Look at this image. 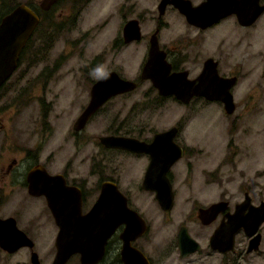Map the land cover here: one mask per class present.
Listing matches in <instances>:
<instances>
[{
  "label": "flooded vegetation",
  "instance_id": "flooded-vegetation-1",
  "mask_svg": "<svg viewBox=\"0 0 264 264\" xmlns=\"http://www.w3.org/2000/svg\"><path fill=\"white\" fill-rule=\"evenodd\" d=\"M187 1H189L190 6L188 3L186 6L189 9V13L191 12L190 14L193 15L194 9L197 6H201L206 0ZM92 2V0H56L47 9H44L41 5V0L16 1L15 5L11 8V4L5 8V3L8 2L0 0V7H2L0 10V21L2 16L12 11L18 4H27L40 17L35 26L36 28L28 37L19 54L17 66L0 85V128L5 126L1 119L8 112H11V110L6 108V104H3L4 99L7 97L15 99L13 93L17 91L15 86H18L21 91L22 88L17 82H23L25 79L24 76H19L18 80L14 84H11L13 75L22 64L25 65L24 56L28 52L34 53L33 51H35L38 53V49L41 48L40 41L46 38L36 36V32L41 28V23L50 24L53 20V18L51 19V15L54 16L56 14L58 21L51 23V25L60 34L62 31L71 28L67 24L68 20H78L85 7L91 5ZM263 3L264 0H260V4ZM169 7L175 10L185 23L183 32L177 34L174 39L176 44L172 47H165L159 43V46L166 52V58L171 62V69L177 71L187 69L188 77L194 79L203 70L205 60L212 58L211 62L216 63L215 67L221 76L235 78V82L230 87L235 103V108L231 113L226 111L224 103L221 100L205 98L202 95L192 96L188 102L183 101L184 103H189L198 100L200 106L206 105L207 102L220 104L222 107L220 113H218V107H213L210 116L213 117L211 119L215 122L222 120L223 116L226 117V120H230V123L224 126L225 134L222 133L219 136L216 133L214 134L223 138L221 140L209 139V137L213 138V132H218L223 128L220 124L208 123L207 125H201L204 133L209 132V136H203L205 139L201 141L191 140L187 136V133L183 132L184 126L176 124L178 130L174 136V140L179 143L182 156L171 164V167L166 170L165 175L152 177L151 187L149 188L144 183L152 155L145 151L136 152L126 148L108 147L99 140L101 134L98 137V143L103 145L105 152H116L124 155L123 161L120 163L125 164V167H129L131 172L135 170L139 175V179L136 177L135 172L133 178L136 179H126L125 177L127 176L123 170H118L119 163L109 167V161L106 157L100 160L99 163L95 160L94 164L87 168L89 176L79 177V174L77 177L75 169L71 167L69 161L55 170L50 168L55 161L54 152H50L43 157L44 145L53 136L55 130L53 127L54 125L56 126V122L52 121L53 123H51L48 119L51 108H49V111L47 104L51 105V102L47 103L40 97L38 99H41V102L44 104L40 115L36 111L32 112L29 108H17L16 111L18 110L21 114L18 117L15 115L16 119H11V122L16 120V124H21L23 136H19L22 139H19L20 137H17L13 133L14 130L10 134L5 132L8 142L0 146V151L10 148L12 154H8L4 162H0V206L8 202L6 197H8L10 192H14V190L22 191L21 193L27 195L28 199L33 197L40 199V201L44 200L45 205L48 206L45 194H31L29 192V187L33 183L35 170H38V175H42L37 178L39 185L46 184L44 181L45 170L50 175H61L66 185L79 188L82 193L81 205L83 212L92 206V203L100 194L103 182H109L117 185L119 191L125 195L126 203L133 209V212L128 211L126 215L129 214L131 217L117 222L114 226L115 228L105 239L103 254L91 264H264V217L260 218V215L264 213V157L260 160L261 167L259 169L252 170L247 163L248 160L252 161L256 159L258 152L260 156L261 153H264V142H254V146L250 147V140L245 136H239L241 130L237 128V125L238 121L242 119L243 114L242 112L239 114L235 113L237 109L235 89L238 91L236 87L240 82L241 72L239 66L236 64L233 63L234 67L230 64L229 66L225 64L224 57L227 56L226 49L228 48L227 43H223L221 38V32L224 35H228L230 34V30L237 32V30L252 27L263 15L264 10L249 25L240 23L236 19L235 14L230 13L203 27L193 21H188L186 15L180 9L172 3H167L163 14H160L157 9L158 22L155 27V29L158 28L157 34L162 29L164 23L161 16L166 13ZM196 16L198 19H202L197 13ZM46 29L42 31V35L45 34L44 36L48 35L52 27L48 26ZM180 37L185 38L186 51L182 50L183 46L180 47L178 45ZM121 40L126 44L136 41L126 42L122 32ZM48 51L51 52V50ZM37 60L28 58L24 71L38 67ZM60 60V57H46L44 68L40 72L32 74V77L42 78V81L49 86L53 85L63 75L62 67L65 65V62H61ZM187 60L192 64L188 66L184 65ZM199 61L200 65L198 66ZM194 70L196 71L193 74ZM118 73L120 74V72ZM98 77L93 79L90 84L88 101L90 99L92 84ZM135 80L137 81V79ZM20 91L17 99L21 95ZM116 95H112L100 107ZM159 95L162 97L168 96ZM16 104H10V106H16ZM87 104L88 102L81 108L82 110L76 118ZM100 107L77 130L74 128L75 118L72 128L68 131L70 134L68 138H73L80 142L78 140L79 132L100 110ZM200 110L198 109V111ZM203 111L200 112L199 116H203L201 115ZM204 117L207 118L208 116L204 115ZM199 121L201 123L200 119ZM161 130H155L147 138L142 135H125L149 142ZM106 134L123 135L118 133ZM16 137L17 139H15ZM204 154H206V158H203ZM209 154L213 156L211 159H209ZM246 157L248 158L247 160L245 159ZM127 159L130 161H126ZM180 160L182 161L181 165H177ZM209 160L212 166L206 167L203 163L204 161L209 162ZM97 163L99 165H96ZM139 163L144 164L142 170L138 168ZM92 181L97 186V193L92 194L89 198L86 187ZM129 184H132V189L129 188ZM170 190L172 192V206L163 207L159 199L166 197ZM88 200H90L89 205L85 208ZM20 208L16 212H13V214L3 215L0 207V219H7L9 217L14 219L15 226L25 233L30 243L29 241L22 242L21 245L17 246L15 245V242L18 241L16 235L8 239L2 232L4 237L0 235V264H46L41 254L42 248L49 250L52 242L54 256L51 261L47 262V264H51L56 251L54 241L59 231L55 218H53L50 211L57 230L54 236L52 235L53 238L51 237L52 240L50 242L47 235L41 234L44 232L42 229L44 225H40V230L37 228L41 235L31 234L35 226L28 228L27 226L20 225V221H22L20 211H24L23 207ZM9 225H11V222L7 225L8 228H10ZM9 232L11 234L10 230ZM63 264H81L80 253L75 252L71 254Z\"/></svg>",
  "mask_w": 264,
  "mask_h": 264
},
{
  "label": "rangeland",
  "instance_id": "rangeland-1",
  "mask_svg": "<svg viewBox=\"0 0 264 264\" xmlns=\"http://www.w3.org/2000/svg\"><path fill=\"white\" fill-rule=\"evenodd\" d=\"M6 1L8 3H5V8L10 4L11 8L16 1L23 2L24 0ZM92 1L91 5L85 7L78 20H68L67 24L71 28L62 31L60 34L51 25V23L58 21L56 14L53 16L49 13L51 19L53 18L50 24L41 23V28L36 32V36L46 37L40 41L41 48L38 49V53L35 51H33L34 53L28 52L24 56L25 65L22 64L17 69L11 80V84H14L19 76H24L23 82H17L22 90L20 91V88L15 86L17 88V91L13 92L15 99L9 97L4 99L3 104H6V108L11 112H8L1 119L5 126L0 128V146L8 142L5 132L10 134L14 130L13 133L22 139L19 136H23L21 124H16V120L11 122V119H16L21 114L18 110L16 111L17 108H29L32 112L36 111L40 115L44 106L41 99H38L40 97L47 103L51 102V105L46 103L48 110L51 108L48 119L51 123L56 122V126L53 127V129L55 128L53 136L44 145L43 157L54 152L55 161L50 168L55 170L69 161L71 167L75 169L77 177L79 174V177L87 176L89 172L87 168L94 164L95 160L99 163L105 157L109 161V167L119 163L118 170H123L127 176L126 179H136L133 178L134 172L136 177H139L135 170L131 172L129 167L120 163L123 161L124 155L116 152H105L103 145L98 143V137L104 133L142 135L147 138L155 130L160 131L177 124L184 126L183 132L185 131L191 140L201 141L205 139L203 136H209V132H203L201 125L216 123L223 128L218 132H213V138L209 137V139L221 140L223 137L218 136L222 133L225 134L224 126L230 123V120H226V117L223 116L222 120L215 122L210 116L213 107H218V113H220L222 109L220 104L207 102L206 105L200 106L198 100L182 103L173 95L162 97L157 94L148 79L142 81L139 79L140 69L146 61L148 39L158 22L157 3L159 0ZM1 9L2 7H0ZM132 17L139 19L143 36L140 40L126 44L121 40L122 26L126 19ZM161 19L164 23L158 33L159 43L165 47H172L176 44L174 39L177 34L183 32L185 23L182 17L178 16L177 12L170 7L167 8ZM48 26L52 29L49 30L47 37L44 36L45 34L42 35V31L47 30L46 27ZM229 33L224 35L221 32L223 43H227L228 48L224 62L232 67L236 64L241 72V79L236 87L238 91L235 89V101L237 102L235 113L242 112L243 115L242 119L238 121L237 128L241 130H239V136L247 137L251 142L250 147H253L254 142H264V13L252 27L240 29L237 32L230 30ZM229 39L230 42L228 43ZM179 41L178 45L183 46L182 50L186 51L185 38L180 37ZM37 47L39 46L37 45ZM50 56L60 57V61L65 62L62 67V78L56 80L51 86L43 82L42 78L32 77V74L38 73L44 68L46 57ZM28 58L38 59V67L24 71ZM191 64L187 60L184 65ZM110 68L117 70L126 78L137 79L138 86L131 92L112 97L100 107V110L79 132L78 140L80 142L68 138L70 136L68 131L72 128L74 119L88 102L92 80ZM195 71L192 73L194 74ZM19 91L21 95L18 99L20 101L17 99ZM14 103H17L16 106H10ZM198 109L201 110L198 111ZM202 110H204L201 113L203 116H199ZM204 115L208 117L205 118ZM215 133L218 136H215ZM19 142L23 143L22 141ZM8 154H12L10 148L1 150L0 162H4ZM212 157V154H209V159ZM262 157H264V153H261L260 156L258 152L256 159L247 161L249 167L252 170L259 169ZM203 158H206V154L203 155ZM126 161L129 162L130 160L127 159ZM98 163L96 165H99ZM181 163L180 160L177 165H181ZM209 163L210 160L209 162L204 161L203 164L206 167L212 166V163L208 165ZM138 166L140 170L144 168L143 163H139ZM128 186L130 189L133 188L132 184ZM86 191L89 198L92 194L97 193V186L94 181L87 185ZM12 192L6 197L8 202L0 206L3 215L13 214V212L21 209L20 207H23L24 211H20L22 219L20 225L28 228L35 226L31 234L47 235L51 242L57 230L44 200L40 201V199L33 197L28 199L27 195L21 193L22 191L14 190ZM89 202L90 200L86 202L85 208L88 207ZM41 224L44 225L42 227L44 232L40 234L39 227ZM53 252L52 242L49 250L42 248L41 254L46 264L52 260Z\"/></svg>",
  "mask_w": 264,
  "mask_h": 264
},
{
  "label": "water",
  "instance_id": "water-1",
  "mask_svg": "<svg viewBox=\"0 0 264 264\" xmlns=\"http://www.w3.org/2000/svg\"><path fill=\"white\" fill-rule=\"evenodd\" d=\"M56 0H41V5L47 9ZM167 3H172L180 9L190 22L206 26L220 17L233 13L242 24H252L264 10V3L260 0H206L201 6L194 9L193 15L187 8V0H160L157 9L164 13ZM190 6V5H189ZM201 10V11H200ZM206 11V12H205ZM203 12V13H202ZM196 13L202 19H198ZM40 17L27 4H18L12 11L2 16L0 21V85L9 77L17 66V60L22 48L32 31L36 28ZM156 28L149 38V48L146 61L140 69V80L149 79L158 94L173 95L177 100L188 102L192 96L202 95L205 98L221 100L228 113L235 108L231 85L234 77L221 76L216 63L212 58L205 60L203 70L191 79L188 70H172L171 62L166 58V52L159 46V35ZM122 35L125 41L139 40L142 38L141 24L136 17L127 19L122 27ZM138 82L121 76L114 69L102 73L93 82L90 89L88 104L76 118L74 128H81L88 117L96 112L100 105L112 95L134 90ZM177 125L157 132L149 142L130 135L102 134L99 140L108 147H118L131 151H145L152 155L145 175V186L151 187V178L165 175L171 164L182 156V150L174 136ZM38 171V170H37ZM35 170L33 183L29 187L32 194H45L47 205L50 208L58 233L55 238V257L51 264H63L71 254L80 253L81 264H91L103 254L106 237L115 228L117 222L131 217L128 211H132L127 203L125 195L119 191L116 184L103 182L100 194L85 212L82 211V193L75 186L66 185L59 174L50 175L44 170L46 184H38V175ZM49 180V181H48ZM163 207L172 206V192L166 197L160 198ZM263 207V206H262ZM264 217V213L260 218ZM11 222L10 228L8 224ZM11 231V234L9 232ZM10 239L16 235L18 241L15 245L27 242L25 233L15 226L14 219H0V235ZM34 262V259H33Z\"/></svg>",
  "mask_w": 264,
  "mask_h": 264
}]
</instances>
